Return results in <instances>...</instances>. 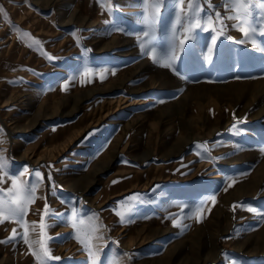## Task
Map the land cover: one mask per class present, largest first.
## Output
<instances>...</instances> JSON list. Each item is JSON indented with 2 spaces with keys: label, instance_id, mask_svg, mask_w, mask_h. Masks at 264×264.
Returning <instances> with one entry per match:
<instances>
[{
  "label": "rangeland",
  "instance_id": "rangeland-1",
  "mask_svg": "<svg viewBox=\"0 0 264 264\" xmlns=\"http://www.w3.org/2000/svg\"><path fill=\"white\" fill-rule=\"evenodd\" d=\"M134 2L0 0V153L11 176L29 184L37 182L36 170L44 177L23 226L0 223V264H39L33 253L40 250L42 217L54 225L43 241L60 258L46 264H91L74 220L85 229L90 222L101 226L92 240L101 264H264V215L247 210L264 213V38L245 39L232 27L238 22L226 18L236 14L227 0H200L198 19L215 21L219 11L227 25L216 45L215 32L185 33L176 24L177 13L189 23L187 0L183 12L178 0H161L152 29L124 21ZM106 16L112 25L101 35ZM256 25L262 26L259 17ZM174 32L177 46L192 36L178 51L175 72L155 62L151 50L170 53ZM33 40L40 45L29 47ZM136 48L142 52L130 57ZM80 51L83 62L62 76L65 88L42 94L45 80L61 75ZM151 93L162 99L145 105ZM0 181V188L11 186L3 173ZM167 189L169 199L159 206ZM45 204L54 218L44 215ZM198 206L205 207L202 218ZM22 242L24 249H15ZM19 250L25 258L16 263Z\"/></svg>",
  "mask_w": 264,
  "mask_h": 264
},
{
  "label": "snow or ice",
  "instance_id": "snow-or-ice-1",
  "mask_svg": "<svg viewBox=\"0 0 264 264\" xmlns=\"http://www.w3.org/2000/svg\"><path fill=\"white\" fill-rule=\"evenodd\" d=\"M105 4L109 3V0H103ZM145 12L146 14L143 15V23L148 26L149 29H152L153 26L156 24L160 17V3L161 0H142ZM179 5L181 6V12L184 11V5L185 0H178ZM226 8L229 10H234L235 15L227 16L226 18L229 20L237 21L238 23L233 24L232 27L237 28L245 37V39L255 40L257 36L264 38V0H227L225 4ZM187 14H185L183 19H186L189 21L188 25L185 26L182 21V17L180 13L176 14V24L180 25L181 27H184L185 33L193 32V30H200L203 32H215L216 35L212 36V44L216 45L217 43V37L218 36H224V29L227 27V25H224L223 19L221 17V13L217 11L215 13V21L212 20L211 17H203L198 19L200 17L201 13L204 11V9L201 7L200 0H187ZM209 7H213V5L209 4ZM3 9H0V12H2ZM259 17L261 21V25L258 29L256 25V19ZM206 21V23L204 22ZM220 24V28L217 29L215 27V24ZM211 25V27H209ZM150 31H145L143 35L145 37L150 36ZM23 36H30L28 33H22ZM228 40H232L233 37L227 36ZM192 39V36L185 35L183 39L179 40V45L176 44V37L175 32L173 34V42L170 45V53L165 52L163 55H156L155 54V47L153 46L151 50L153 51V60L157 63L163 62V66L171 68L174 72L177 71L175 65L178 59H180V56L178 55L179 52L185 51V43L186 41ZM243 43V41H240ZM264 43V41H262ZM33 45L39 46L40 41L39 40H33L32 43H30L28 46L33 47ZM141 48L144 49L145 54H147L148 44H146L143 39L141 38ZM261 50H264L262 48ZM213 49L209 48V62L212 61V53ZM51 59V57H49ZM239 78V77H238ZM0 132H2V129H0ZM3 141L0 140V143ZM200 147H205L204 145H201ZM27 171V169H25ZM0 173H3L4 176H7L8 179L11 180V186L7 188L6 190L3 188H0V223H3L4 221H17L21 223L23 226V217L26 214L28 210V204L35 202L36 196L35 192L37 190V187L39 186V183L44 179L41 172L36 170L34 171V175L37 179L36 183L29 184L18 177H13L9 174V163L7 158L0 153ZM49 179L51 177L49 176ZM3 182V181H0ZM119 181H113V183H118ZM233 185H229V187H232ZM138 195L136 194L132 197H129V201H135L138 199ZM212 203L215 204L216 198L213 196ZM235 209V205L233 206ZM210 211V209H208ZM250 212H254L257 215H264V213L257 212V209L249 207L247 209ZM205 211L204 206H198L195 209V213L200 215L202 218V214ZM44 215L48 216L50 219L54 218L52 215L49 214L48 205L45 204L44 208ZM117 215L120 216L121 222H128L127 220V214L124 212H117ZM95 219V218H93ZM80 225H83V221L79 222ZM40 229H41V241H37V243H40V250L38 252H34L33 254L37 256V259L39 260V264H46V261L48 259H57L59 260V257H52L50 253V249L47 247V243L43 241L44 236V230L47 227L54 226V225H46L44 223V219L42 217L40 221ZM74 228H77L78 232L83 231L84 236L80 237L77 236V239L79 242L84 245L85 249L88 251L89 257L91 258V264H101L100 259V252L99 250H94L92 246V240L98 239L99 237L96 236V232L99 230L100 225H92L90 222V226L88 228L78 227L76 221H73ZM33 230L35 231V223L33 224ZM16 236V230L13 229V236L9 238L8 242H11L12 239H14ZM25 242L28 243L27 240V234L25 232ZM108 264H116L115 261H109Z\"/></svg>",
  "mask_w": 264,
  "mask_h": 264
},
{
  "label": "bare ground",
  "instance_id": "bare-ground-1",
  "mask_svg": "<svg viewBox=\"0 0 264 264\" xmlns=\"http://www.w3.org/2000/svg\"><path fill=\"white\" fill-rule=\"evenodd\" d=\"M127 1H129V0H127ZM132 1V0H131ZM36 2H39V1H36ZM175 3L176 2H173L172 4H171V6H170V9H172V8H175ZM142 5H144L143 4V2H142V0H135V2L133 3V6L134 7H132V8H129L128 10H127V12L124 14V21H127L128 20V18H134L135 19V21L137 22V24H140V23H142L143 22V16L141 15V7H142ZM178 5V4H177ZM108 17L106 16V17H103V19L101 20V27L100 28H102V29H105V30H100L101 32H99V33H101V35L102 34H105L106 32H108L107 31V29L110 27L111 28V25H112V23H110L109 21H108V19H107ZM94 23V22H93ZM99 27H97V29H98ZM109 28V29H110ZM95 32H97V30L95 29L94 30ZM93 33V32H92ZM91 33V34H92ZM88 34V33H87ZM116 38L114 37V39H112V42H116ZM136 43H141V38H139V39H137V41H136ZM139 49L138 48H136V49H134V50H132L130 53H129V56L130 57H132V58H135L138 54H139ZM140 52H142V51H140ZM143 54H144V52H143ZM140 55V54H139ZM71 59V58H70ZM83 60H84V54L80 51V52H78L69 62H67L66 64H64V66L62 67V70H61V75H59V76H55V77H50V78H48V79H46L45 80V83L43 84V86L41 87V93L42 94H46V93H49V92H51L52 91V89H54V88H57V87H62V86H64V84H62V76H65V75H70V74H72V72H73V70L77 67V66H79L82 62H83ZM141 64V63H140ZM83 71H85V70H83ZM83 73H86V72H83ZM35 78V76H32V78ZM117 78V77H116ZM61 83H60V82ZM58 83H60V85L58 86H56V84H58ZM66 85V84H65ZM62 88H65V87H62ZM182 90H180L177 94H176V96H175V100L177 99H180L181 97H182ZM162 99V97L161 96H159V95H157V94H154V93H151V94H148V95H146V98H144V100H143V103L145 104V105H147V103H153V102H158V101H160ZM108 116V115H107ZM0 119L1 120H3L2 119V116L0 115ZM3 124L4 125H6V123H5V121H3ZM3 125V126H4ZM113 126V125H112ZM112 126L107 130V134H109L110 132H111V128H112ZM106 136V135H105ZM91 154V153H90ZM98 161V160H97ZM70 163V162H69ZM70 164H73L72 162L70 163ZM241 174V173H240ZM55 195V194H54ZM66 195V194H65ZM169 196H170V194H169V189H167V190H165V191H161V193H160V197H159V199H158V205L159 206H161V205H163V204H166L165 202L169 199ZM156 197V196H155ZM59 198H61V197H59ZM53 201H57L58 200V197H54L53 199H52ZM57 203V202H56ZM34 210V209H33ZM35 212V211H34ZM35 216V215H34ZM60 220V218L58 217H56L55 218V220H54V224H56V223H58V221ZM130 220V219H129ZM135 221V219L133 220V222ZM130 226V225H129ZM136 229V226H134V227H131V228H129V230L130 231H134ZM125 235V234H124ZM123 236V235H122ZM144 238V237H143ZM146 240V239H145ZM144 240V241H145ZM142 242H143V239H142V241L140 242V244L139 245H141L142 244ZM144 243V242H143ZM24 243L22 242V243H20L19 245H17V246H15V249H24V245H23ZM134 244L135 243H131V244H129L130 246H129V256L130 257H134V255H136V252H135V250L134 249H136L137 247H135L134 246ZM163 246H165L166 245V243H164V244H162ZM15 256L13 257V260L16 262V263H20L21 261H23L24 260V256H25V253H24V251H22V250H19V252H15V254H14ZM24 263V262H23Z\"/></svg>",
  "mask_w": 264,
  "mask_h": 264
}]
</instances>
